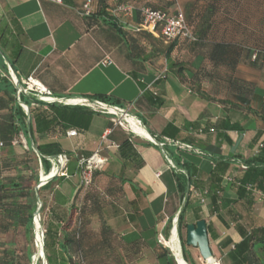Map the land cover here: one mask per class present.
Returning <instances> with one entry per match:
<instances>
[{
    "label": "crops",
    "instance_id": "0c3cea01",
    "mask_svg": "<svg viewBox=\"0 0 264 264\" xmlns=\"http://www.w3.org/2000/svg\"><path fill=\"white\" fill-rule=\"evenodd\" d=\"M85 1L0 0V50L5 57L0 55V77H4L0 87L14 84L11 72L18 79L31 76L53 97L96 100L95 95H105L113 105L127 108L142 121L147 133L165 144L161 148L148 137L115 125L110 114L57 102L59 106L91 111L89 124L71 125L56 118V125L36 131L33 114L43 113L51 119L53 113L49 103L30 93H22L29 108L24 110L26 129L19 137L35 138L36 143L58 142L64 154L75 158L96 151L106 158L92 191L104 201L100 216L110 237L126 248L133 241L135 246L142 243L127 264H167L168 256H158L163 246L158 239L167 210L175 206V218L187 199L185 223L204 219L213 257L219 264H231L228 253L241 236L224 208L238 200L230 184L241 163L253 157V148L264 139V116L258 111L264 95V74L250 63H237L228 73L235 81L253 83L247 100L241 102L230 92L226 102L206 98L204 91L209 84L203 77L202 49L182 38L166 42L157 33L135 31L112 14L113 0H108L109 8L103 15L97 13L96 0L91 2L92 13L82 15ZM131 1L137 7L174 8L164 0ZM178 2L186 10L191 4V0ZM139 21L134 8L126 23L136 25ZM106 56L109 62L103 65ZM213 83L220 88L229 85L220 79ZM70 130H76L75 135H68ZM126 138L143 160L138 168L119 156V144ZM185 143L204 153L179 146ZM165 156L174 167L168 165ZM54 168L56 172L60 166ZM72 176L55 179V187L65 199L64 211L79 189V182L69 179ZM217 176L223 190L218 193L219 206L215 209L209 197L200 202L197 194L201 193L193 188L207 189ZM250 199L251 210L239 211L236 218H252L257 226H264V192L253 190ZM122 259L127 260L123 255Z\"/></svg>",
    "mask_w": 264,
    "mask_h": 264
},
{
    "label": "trees",
    "instance_id": "16d2710c",
    "mask_svg": "<svg viewBox=\"0 0 264 264\" xmlns=\"http://www.w3.org/2000/svg\"><path fill=\"white\" fill-rule=\"evenodd\" d=\"M96 1L99 6L97 13L103 15L109 8L108 0ZM120 1L132 4L138 10L139 15L141 7L149 6L137 7L131 0H113L110 9ZM197 3H192L189 9L183 11L190 37L179 38L202 49L203 77L209 84L204 95L206 98L218 102H226L231 97L245 102L249 97L253 83L243 84L240 79L235 81V79H231L232 75L228 71L232 70L237 63L246 62L257 67L264 74V48H254L240 40H226L219 33L218 14L222 7V0H199ZM149 7L164 10L156 6ZM5 73L9 74L7 68H5ZM1 79L4 77H0ZM217 79L229 85H223L220 88L219 85L213 83ZM15 91L16 88L12 82L6 88L0 87V264H31V254L25 252L23 260L21 253L12 248L13 243L9 242L7 236L14 234L17 228L22 227L25 234L32 231L34 237L33 214L36 209L34 187L39 179L38 165H41L44 170L43 178L48 174L55 173L57 157L53 156L63 152L58 142L36 143L35 138L26 136H24L26 148H22L18 134L20 131L25 132L26 115L23 107L15 98ZM229 92L231 97L228 95ZM95 98L113 105L105 95L98 94L95 95ZM19 99L29 106L28 100L22 93H20ZM48 108L53 113L51 119H47L43 113L33 114L36 131H42L41 128L45 126L49 128L51 125H56L53 122L56 118L71 125L83 124L86 126L92 116L91 111L85 109L79 111L67 106L56 105L55 102L49 103ZM258 111L264 116V95L260 98ZM63 128L65 127L63 126ZM74 131L76 133V130ZM29 139L32 140L38 154L31 147ZM259 143H262L260 148H258ZM185 144L190 145L193 150L204 153L191 143ZM253 150V157L241 163L245 168L240 165L241 170L230 184V187L237 193L238 200L234 201L233 205L224 208L229 219L235 222V228L241 236V240L228 253L231 264H264V226H257L253 223L252 218L239 220L235 216L239 211L251 210L253 202L250 195L253 190L258 189L264 192V139L259 141ZM89 156L83 155L85 158ZM119 156L123 160L133 162L136 168L143 165L142 158L128 138L119 144ZM46 157L51 158L47 159ZM52 165L54 166L52 167ZM79 171L77 159L70 156L67 175H79ZM98 174V170L92 172L91 182L87 187L78 184L79 189L65 211L63 210L65 199L58 191V187H55L56 177L39 188L42 207L46 202L42 192L50 190L51 205L48 208L43 238L47 264H127L129 259L137 253V247L138 249L141 247V242L135 246L136 241H133L129 243V248H126L124 243L110 237V230L100 216V209L104 201L99 194L92 191ZM212 175L213 173L210 176ZM63 177L65 176L56 179L60 181ZM220 182L221 177L217 176L210 180L207 189L196 190V187L193 189L196 193H201L203 199L209 197L211 204L216 209L219 206L217 205L218 193L223 190ZM188 204L189 200L187 199L178 212L177 230L186 227L185 208ZM218 216L221 221L225 222L220 215ZM173 217L168 216L162 235H166V231L171 228ZM95 224L97 225L95 226ZM33 244L35 247L34 238ZM122 255L127 260H123ZM158 256H168L167 264H174L168 249L164 246H162V253ZM183 257L186 264H195L185 247L183 248Z\"/></svg>",
    "mask_w": 264,
    "mask_h": 264
},
{
    "label": "built area",
    "instance_id": "2783aa9c",
    "mask_svg": "<svg viewBox=\"0 0 264 264\" xmlns=\"http://www.w3.org/2000/svg\"><path fill=\"white\" fill-rule=\"evenodd\" d=\"M91 1L86 0L82 5L81 14L82 15H89L91 13ZM167 3H170L174 6L172 11L168 10H160L154 9L149 6H144L140 8V21L136 25L127 24L126 21L131 19L133 15L134 7L132 4L126 1L116 2L111 9L113 15L121 17V19L125 22L126 26H131L135 31L144 30L150 33L159 34L164 41L170 42L174 39L179 37H190L189 31L186 26L185 16L183 10L179 6L178 0H164ZM109 62V58L106 56L101 63L103 65ZM11 78L15 84V77L10 72ZM20 87L18 88V93H30L33 94L39 101L45 103H61L64 105H82L87 106L94 111H99L102 113H107L112 115L111 118L112 122L115 125H119L126 129L127 131L131 132L132 134L136 135L133 131H131L127 117L133 118L136 123L146 131V128L142 121L136 117L135 115L131 114L127 108L120 107L117 105H110L99 100H95L91 102L86 97H67V98H58L53 97L48 89L43 87L40 83H38L34 78L31 76L19 79ZM69 100H72L69 102ZM68 135H75L74 130H70L67 133ZM153 141V140H151ZM165 142L159 141V147H163ZM181 148L184 149H192L190 145L187 144H179ZM262 146V143L258 144V148ZM197 151V150H196ZM256 152V150H255ZM200 153V152H199ZM53 157H59L62 160L60 168L53 174L55 177L61 175L67 177V165L69 162V157L67 154L61 153L57 154ZM166 157V156H165ZM51 158V157H50ZM168 161V165L174 167V164L171 160L166 157ZM106 162V158L98 154V152L92 153L89 157L85 158L83 156L77 157V165L80 169L79 176H80V185L83 187H87L91 182L92 172L94 170L101 169ZM242 168H245L244 165H241ZM63 169V171H61ZM54 177V178H55ZM200 202H203L204 199L200 194H197ZM159 239L163 240V236L160 235Z\"/></svg>",
    "mask_w": 264,
    "mask_h": 264
},
{
    "label": "rangeland",
    "instance_id": "374dc122",
    "mask_svg": "<svg viewBox=\"0 0 264 264\" xmlns=\"http://www.w3.org/2000/svg\"><path fill=\"white\" fill-rule=\"evenodd\" d=\"M197 1L199 0H191V4L187 8L189 9L192 3L195 4L197 3ZM221 4L222 7L218 14V18L220 19L219 33H221L226 40H240L248 46H252L254 48H264V0H222ZM182 9L184 12L186 11V9H184L183 7ZM6 75L9 77L8 74ZM19 138L22 142V148H26V141L24 137ZM68 157L70 160V156ZM76 159L77 157L75 158V160ZM43 171L44 170L42 166L38 165L37 174L40 175ZM61 171H63V169ZM57 177H61V175ZM69 179L73 183H78L80 181V176L78 174H74ZM42 195L44 200L46 201L44 206H41L42 208H40L41 215L39 214L41 229L43 231V229L45 228V223L47 221L48 208L50 206V190H44L42 192ZM176 204H179V202H176ZM173 208H175V206H172V208H169V210H167L168 216H174ZM174 219L175 218L172 219L171 228L166 231V235H162L163 240H158L160 241V244H162L166 249H168L170 253V258H172L174 264H176L177 261L174 260V255L172 256L170 249L164 244L165 240H169L172 237V225ZM177 238L180 241L179 247L181 246V255L183 256V248L185 247L189 252V256L195 264H203L200 260L198 250L196 248L186 245L185 243V227H181L180 230H177ZM7 239L9 240V242H11V244L13 243V245H11L12 248H15L21 253V257H23V260L25 252H27L28 254H31V264H42V255L40 253L35 257V261L33 259L35 256L34 253H37V247H34L33 244L32 231H30V233L25 234L23 228L20 227L16 229V232L14 234L8 235Z\"/></svg>",
    "mask_w": 264,
    "mask_h": 264
},
{
    "label": "water",
    "instance_id": "95a60500",
    "mask_svg": "<svg viewBox=\"0 0 264 264\" xmlns=\"http://www.w3.org/2000/svg\"><path fill=\"white\" fill-rule=\"evenodd\" d=\"M0 55L2 57H4L1 50H0ZM14 77H15V88H16L15 98H16L17 102L21 104V106L24 108V110L26 112H28L29 106L27 104H25L24 102L20 101V99H19V93H18V88L20 87L19 79L16 75H14ZM87 99H89V98H87ZM89 100L91 102H94V99H89ZM27 125L29 126V121H27ZM146 132H147V130H146ZM147 136L149 139L153 140V142H155L157 145H159V141H157L149 133H147ZM29 140H30L31 147L38 154L37 149L33 145L32 140L31 139H29ZM46 158L49 159L50 157H46ZM54 177H55V174H48V175H46L45 178H43L39 175L38 182L34 187L35 198H36V209L34 211L33 216L39 214L40 208L42 206V202L39 199V188L42 185H44L45 183H47L48 181H50L51 179H53ZM177 219H178V214L176 215V217L174 219L175 223L173 222V224H175L176 228H177ZM41 236H42V248H43L42 264H47L46 259H45V255H44V241H43L44 229H43ZM185 243L188 246L196 248L198 250V254L200 255V257L203 260H207L208 258L213 257V253H212L210 245H209L206 221L204 219H199L195 223L186 224V227H185ZM172 256H173V254H172ZM174 260H176V259L174 258ZM176 264H178V263H176Z\"/></svg>",
    "mask_w": 264,
    "mask_h": 264
},
{
    "label": "bare ground",
    "instance_id": "6f19581e",
    "mask_svg": "<svg viewBox=\"0 0 264 264\" xmlns=\"http://www.w3.org/2000/svg\"><path fill=\"white\" fill-rule=\"evenodd\" d=\"M71 101L72 100H69V102H71ZM127 122H128V125H129L131 131H133L135 134L140 135V136H144V137H148L147 132L144 129H142L136 123V121L133 118L127 117ZM56 162L59 166H61V163H62L61 158L57 157ZM40 176L43 177L42 174H40ZM39 214L33 216V231H34V237L33 238H34L35 246L37 247V253H34L35 254V256L33 258L34 261L36 260L35 257L37 255H39V253L41 255L43 254L42 236H41L43 231L41 229ZM174 223H175V220H174ZM172 229H173L172 237L169 240H165L164 244L171 250V252L173 253L178 264H186V262L183 259V256L181 255V251H180L181 246L179 247L180 241L177 238V228H176L175 224H173ZM200 260L203 264H219L214 257H210L207 260H203L200 257Z\"/></svg>",
    "mask_w": 264,
    "mask_h": 264
}]
</instances>
